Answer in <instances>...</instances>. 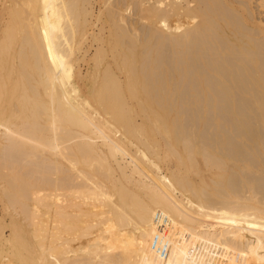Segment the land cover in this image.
<instances>
[{
  "label": "bare ground",
  "instance_id": "bare-ground-1",
  "mask_svg": "<svg viewBox=\"0 0 264 264\" xmlns=\"http://www.w3.org/2000/svg\"><path fill=\"white\" fill-rule=\"evenodd\" d=\"M17 1L0 264H264V0Z\"/></svg>",
  "mask_w": 264,
  "mask_h": 264
},
{
  "label": "rangeland",
  "instance_id": "rangeland-1",
  "mask_svg": "<svg viewBox=\"0 0 264 264\" xmlns=\"http://www.w3.org/2000/svg\"><path fill=\"white\" fill-rule=\"evenodd\" d=\"M11 1H12V4H13V1H14V0H11ZM15 1H16V0H15ZM23 1H24V2H23ZM25 1H27V0H18V1H17V2H18V5L21 4V5H19V7L22 6L23 3L26 4ZM12 4H11V9L14 10L15 8H18L17 5L14 6V4H13V5H12ZM250 7H253V5L250 4ZM23 9H24V8H23ZM26 9H27V8H25V11H26ZM16 10H17V9H16ZM21 11H23V10H21ZM261 11L264 12V8H262ZM164 13H165V12H164ZM165 15H166V14H165ZM263 21H264V20H263ZM81 63H82V62H81ZM81 63H79L80 67L82 66V68H80V70H83V71H81V72H84V64H83V63L81 64Z\"/></svg>",
  "mask_w": 264,
  "mask_h": 264
}]
</instances>
